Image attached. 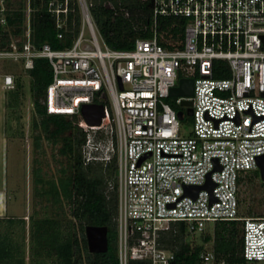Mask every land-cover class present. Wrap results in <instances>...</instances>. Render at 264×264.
I'll list each match as a JSON object with an SVG mask.
<instances>
[{
  "label": "built area",
  "instance_id": "obj_1",
  "mask_svg": "<svg viewBox=\"0 0 264 264\" xmlns=\"http://www.w3.org/2000/svg\"><path fill=\"white\" fill-rule=\"evenodd\" d=\"M75 1L80 24L71 46L36 44L31 0H25L23 30L0 47V60L21 63L29 86L27 72L36 59H47L52 70L47 113L77 118L86 133L84 164L116 160L117 185L109 182V189L118 193L120 264L129 259L173 264L174 252L161 246V231L184 221L195 236L219 220H241L245 264L264 262V216H240L238 199L240 175L259 171L264 156V0H152L153 34L128 50L105 42L91 0ZM7 2L0 0V38L8 25ZM46 5L63 38L74 11L71 0ZM159 16L186 20L181 47L160 43ZM215 69L227 77H214ZM17 75L0 68V90L15 88ZM181 78H193V94L170 101ZM184 99L193 109L188 136L174 105ZM84 104H103L99 125L83 117ZM208 181L211 189L195 197L186 193L185 186ZM200 259L226 264L212 250L201 252Z\"/></svg>",
  "mask_w": 264,
  "mask_h": 264
},
{
  "label": "trees",
  "instance_id": "obj_2",
  "mask_svg": "<svg viewBox=\"0 0 264 264\" xmlns=\"http://www.w3.org/2000/svg\"><path fill=\"white\" fill-rule=\"evenodd\" d=\"M91 1L93 19L111 48L132 49L138 38L152 36L155 25L152 0ZM31 5L34 42H46L54 48L71 46L80 24L76 1L71 0L74 11L69 13V27L63 38L57 36L55 20L47 10L46 0H31ZM7 6L8 25L6 30L1 31L0 47L6 46L13 36L21 34L25 20V0H8ZM156 25L159 41L164 47L174 49L182 46L186 26L184 18L159 16ZM218 64L223 62L215 61V65ZM27 73L29 86L23 72L16 76L15 88L8 90L7 120L12 127L9 137L23 134L21 110L28 99L31 129L35 133L34 147L39 148L42 139L60 144L59 152L66 158L67 168L59 170L60 176L48 177L41 166L34 167L35 193L41 196L46 208L51 202L54 209L48 214L46 210L42 214L35 212L29 218L0 216V264H120L118 193L116 188L109 189V182L117 185L116 160L107 166L102 163L84 164L81 149L86 133L75 123L77 118L47 113L46 93L52 79L49 61L36 59L34 68ZM213 76L227 77V73L215 69ZM175 108L187 110L181 104ZM253 179L264 184L258 170L243 172L239 177L238 199L242 217L264 216V212L254 208V204H247L242 211V187L245 184L250 186ZM66 205L69 216L64 209ZM242 223L241 220L216 221L212 232L206 229L201 233L202 243H190L186 223L171 222L169 229L161 231L160 243L163 248L174 252L173 264H201L200 254L204 250H212L216 258L226 264H245L241 252ZM88 225L108 227L107 251H89L85 235ZM128 264L151 262L129 259Z\"/></svg>",
  "mask_w": 264,
  "mask_h": 264
},
{
  "label": "rangeland",
  "instance_id": "obj_3",
  "mask_svg": "<svg viewBox=\"0 0 264 264\" xmlns=\"http://www.w3.org/2000/svg\"><path fill=\"white\" fill-rule=\"evenodd\" d=\"M86 33L88 30L86 29ZM0 68L5 72L22 74L21 63L14 60H0ZM9 91L0 90V214L8 216H24L29 218L33 213L42 214L45 210L50 213L54 207L51 202L48 207L41 196L35 193V182L33 169L41 166L42 172L48 177L60 176L62 167L67 168L66 158L60 154V144H53L47 140H41L39 148L34 147L31 129V113L29 111L30 101L27 99L21 112L23 113L21 123L23 134L9 137L12 127L8 124L9 110L6 100ZM173 100L176 97H171ZM175 106L179 104H174ZM179 107V106H178ZM186 111V110H185ZM182 119L183 134L188 136L193 129L192 115L185 114ZM14 125V123H12ZM11 126V125H10ZM260 173V172H259ZM250 186L242 187L241 195L244 198L242 211L247 204H254V208L264 212V184L258 179H253ZM69 216L68 206H64ZM28 221V219H26ZM214 222L207 223V230L212 232ZM190 243L204 241L201 234L187 236ZM257 264H264L259 262Z\"/></svg>",
  "mask_w": 264,
  "mask_h": 264
},
{
  "label": "water",
  "instance_id": "obj_4",
  "mask_svg": "<svg viewBox=\"0 0 264 264\" xmlns=\"http://www.w3.org/2000/svg\"><path fill=\"white\" fill-rule=\"evenodd\" d=\"M193 94V78H181L179 84L171 89V95L173 96H191ZM182 104L187 106L186 113L188 115L193 114L192 101L184 99ZM83 117L90 124L99 125L102 117H104V106L103 104H84L82 106ZM180 119H183L184 113L178 112ZM260 176L264 180V156L260 158L259 162ZM212 188V182L208 181L204 185L185 186L186 193L193 195L194 197L202 189ZM85 235L87 239L88 249L91 252H105L108 249V227L105 225H88L85 228Z\"/></svg>",
  "mask_w": 264,
  "mask_h": 264
},
{
  "label": "crops",
  "instance_id": "obj_5",
  "mask_svg": "<svg viewBox=\"0 0 264 264\" xmlns=\"http://www.w3.org/2000/svg\"><path fill=\"white\" fill-rule=\"evenodd\" d=\"M0 216H6V215H2V214H0ZM8 216V215H7Z\"/></svg>",
  "mask_w": 264,
  "mask_h": 264
}]
</instances>
